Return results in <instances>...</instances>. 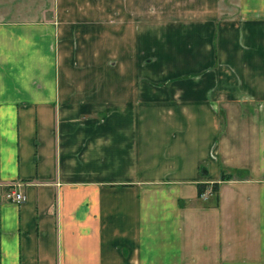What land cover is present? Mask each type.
Here are the masks:
<instances>
[{
	"label": "crops",
	"instance_id": "obj_1",
	"mask_svg": "<svg viewBox=\"0 0 264 264\" xmlns=\"http://www.w3.org/2000/svg\"><path fill=\"white\" fill-rule=\"evenodd\" d=\"M136 2L0 21V264H264V0Z\"/></svg>",
	"mask_w": 264,
	"mask_h": 264
},
{
	"label": "rangeland",
	"instance_id": "obj_2",
	"mask_svg": "<svg viewBox=\"0 0 264 264\" xmlns=\"http://www.w3.org/2000/svg\"><path fill=\"white\" fill-rule=\"evenodd\" d=\"M114 0H0V21H43V20H54L56 16H60L61 11L68 12L67 8H70V12L72 14L78 15L79 5L87 4L85 9L82 10V15H85L86 19H92L91 14H88L91 6L97 5L99 6L104 13L103 20L104 22L101 25L96 26H88V30L91 28L105 31H112L113 26V18L111 16L112 13V3ZM121 3L127 2V0H120ZM189 0H137L136 4L137 8H139V12L137 13V23L140 21H144V16L146 14L149 17V20L156 23L161 20H172L180 15L185 16L189 12L176 11L177 8L175 2H179L180 4H186ZM221 4V13L220 18L225 19L229 17L237 16L238 9V0H219ZM65 4L62 5L61 3ZM197 2V0H196ZM176 6V7H175ZM200 13V12H199ZM179 15V16H180ZM104 36H108V33H105ZM169 39L171 33L168 34ZM109 37V36H108ZM172 37V36H171ZM106 40V39H105ZM217 43V40H214V45ZM107 44V46H106ZM110 42L105 43V47L109 49ZM217 46V44H216ZM215 52V50H214ZM216 64V61L214 62ZM181 72V71H180ZM193 71L184 72L188 77L185 79L192 77V74H189ZM184 73H172L167 76H160L156 78V83L161 85L169 84L171 78L174 76L185 75ZM176 74V75H175Z\"/></svg>",
	"mask_w": 264,
	"mask_h": 264
},
{
	"label": "built area",
	"instance_id": "obj_3",
	"mask_svg": "<svg viewBox=\"0 0 264 264\" xmlns=\"http://www.w3.org/2000/svg\"><path fill=\"white\" fill-rule=\"evenodd\" d=\"M9 186V189L3 193V197L5 199L18 204H21L26 200V195L20 189V182L12 183ZM208 193L212 194V189L210 187L208 188ZM203 195H205V193Z\"/></svg>",
	"mask_w": 264,
	"mask_h": 264
},
{
	"label": "trees",
	"instance_id": "obj_4",
	"mask_svg": "<svg viewBox=\"0 0 264 264\" xmlns=\"http://www.w3.org/2000/svg\"><path fill=\"white\" fill-rule=\"evenodd\" d=\"M232 177H233L232 173L222 172L221 180L231 179ZM209 187L212 189V194H213V197L216 199V204H218V202H219V188H220L219 182H214L211 184V186L208 184H204V183L199 184V195L202 196Z\"/></svg>",
	"mask_w": 264,
	"mask_h": 264
}]
</instances>
